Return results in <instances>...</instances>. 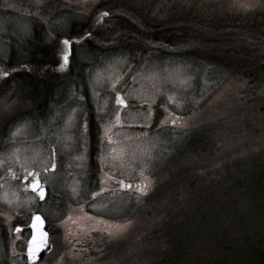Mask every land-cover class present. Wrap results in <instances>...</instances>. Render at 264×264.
<instances>
[{"label": "rangeland", "instance_id": "rangeland-1", "mask_svg": "<svg viewBox=\"0 0 264 264\" xmlns=\"http://www.w3.org/2000/svg\"><path fill=\"white\" fill-rule=\"evenodd\" d=\"M107 1L167 18L175 15V8L188 4L187 0H0L2 58L8 59L13 39L25 47L37 29L56 52L59 66L63 65L58 72L85 74L79 87L71 80L57 85L62 90L56 92L51 113L48 111L46 116L44 112L40 117L35 105L23 106L26 100L22 98L28 90L22 82L12 92V102L7 97L0 100V123L4 126L0 141V264H29L26 235L14 231L12 222L27 220L37 208V199L24 191L18 181L21 176L33 172L50 190L48 202L40 210L49 224L55 254L41 264H92L96 253L118 244L121 247L117 256H123L118 264H127L131 244L136 240L129 233L143 218L140 210L148 208L146 200L155 198V174L163 179L160 173L169 174L166 170L171 169L175 177L171 161L188 148L184 143L199 139L211 146L229 137L250 138L244 133L242 119L257 111L264 89L254 92L226 68L160 50L132 58L124 51L77 49L80 43L88 42L86 34L96 24L82 27L87 32L70 40V46L65 45L64 36L73 24L104 20ZM200 2L204 8L201 12L209 20L224 21L227 26L241 23V16L248 20L251 14L250 18L264 15V0ZM98 5L103 11L97 10ZM110 29L104 24L97 31L100 35ZM66 52L67 64L63 59ZM118 93L128 103L122 114L125 124L109 134L111 112L118 109ZM168 97L173 100L170 102ZM24 110L26 115L9 120ZM88 110L96 111L99 125L94 145L85 123ZM236 121L239 129L233 135L229 125ZM55 156L58 168L52 170ZM122 182L134 186L123 189ZM161 183L160 192L175 190V180ZM144 185L147 188L143 193L137 190ZM159 210L149 207L150 228L159 221ZM111 258L112 254H106L108 262Z\"/></svg>", "mask_w": 264, "mask_h": 264}, {"label": "trees", "instance_id": "trees-1", "mask_svg": "<svg viewBox=\"0 0 264 264\" xmlns=\"http://www.w3.org/2000/svg\"><path fill=\"white\" fill-rule=\"evenodd\" d=\"M200 1L203 0H187L186 6L175 8V15L168 18L107 1L104 20L82 23L97 27L89 29L88 42L76 44L77 49L96 53L124 51L132 58L160 50L170 56L195 58L226 68L242 79L247 88L261 92L264 15L250 18L251 14L248 20L241 16V23L227 26L224 21L209 20L201 12L204 8ZM96 8L103 11L102 5ZM104 24L111 29L99 35L97 30ZM81 26L74 24L64 37L70 41L83 35L87 31ZM35 32L25 47L13 39L8 59L0 56V100L7 97L12 102V92L22 82L28 90L22 98L26 100L23 106L30 102L38 106L55 87L57 80L51 73L60 69L56 52L40 37V30ZM96 41L104 43L97 45ZM259 100L262 102L257 111L242 119L244 133L250 138L229 137L211 146L192 139L184 143L188 148L171 161L175 177L171 169L166 170L169 174L160 173L163 179L155 174V198L146 200L148 208L140 210L144 220L141 217L129 233L136 240L131 244L127 264H264V94ZM12 104L15 109V102ZM26 112H16L9 120L12 122ZM239 124L236 121L229 125L233 135ZM3 130L0 123V138ZM174 180L175 190L159 191L161 181ZM151 206L160 207L161 216L160 224L156 221L150 228L147 218L152 215ZM120 247L118 244L102 249L92 264H118L123 258L117 256ZM106 254H112L110 262Z\"/></svg>", "mask_w": 264, "mask_h": 264}, {"label": "flooded vegetation", "instance_id": "flooded-vegetation-1", "mask_svg": "<svg viewBox=\"0 0 264 264\" xmlns=\"http://www.w3.org/2000/svg\"><path fill=\"white\" fill-rule=\"evenodd\" d=\"M77 25H82L81 28L82 27H86V25L84 26L81 23L77 24ZM62 67H63V65L61 64L60 65V69H62ZM51 75H52V77H54L57 80V82H55V87L51 90L50 96L48 98H46L45 100H43V102H41V104L38 105V106H34V104L32 102H30V106L33 105L35 108H37V111H38L37 114L40 117H42V114H44V112H45V116L48 114V111H49V114L51 113L50 105L54 102V100H56V96H57L56 92H59V90H62L61 88H58L57 85H63V84L66 83L67 80H71L74 83V85H76V87H79V86H81V83L84 81V77H85V74L81 73V72H78V73L71 72V73L68 74V73H62L60 71L59 72L57 71V72L51 73ZM117 97L121 98V95L118 93ZM125 105L126 106L121 105L119 100L116 102V106L118 107V109L116 111H114V112H111L112 113L111 114V116H112V125L108 128L107 133L110 134L112 131L116 130L117 128H120L121 126H123L125 124L122 121V114L124 113V111L128 107V103L125 102ZM88 111L89 112L86 115L85 123H86V128H87V134L89 135V139L93 143V142H96L97 139L99 138L100 131H99V125L97 123V118H96V113H95L96 111H94V113H92L90 110H88ZM32 116L34 117L36 122H38V120L36 118L37 117L36 114L32 113ZM52 116H54V115L52 114ZM127 125L130 126L131 124L129 123ZM100 137H101V134H100ZM57 168H58V160H57V157L55 156V160L52 163V170H56ZM31 173L33 174V172H31ZM35 176H36L37 179H40L37 175H35ZM31 179H32V177L30 175L27 176V177L21 176L18 179V181L21 184V186H24V191L26 193L28 191L31 195H33L37 199V208L31 213L30 217L27 220H25L24 222H22L20 220H17V219H15L12 222V227L14 228V231L17 232L16 229L19 228L20 231H18V232H24L25 233V235H26L25 240L26 241L30 238V236L32 234V231H31L32 217L35 216L36 214L42 215L40 209L46 205V203L48 202V199L50 197V190L46 186V188H47V198L44 201H40L39 200V195L37 194V192H32V191L29 190V184H30ZM41 184H42V186H45L44 183L42 182V180H41ZM124 185H125V183L122 182L121 186L124 187ZM42 216H43V218H44V220L46 222V230L49 233V238H51L50 227H49V224L47 222V219L44 217V215H42ZM0 229H1V227H0ZM1 232L2 231L0 230V233ZM53 245H54V242H53Z\"/></svg>", "mask_w": 264, "mask_h": 264}, {"label": "snow or ice", "instance_id": "snow-or-ice-1", "mask_svg": "<svg viewBox=\"0 0 264 264\" xmlns=\"http://www.w3.org/2000/svg\"><path fill=\"white\" fill-rule=\"evenodd\" d=\"M105 15H107V13H105ZM64 44L67 46H70L68 40H65ZM63 59H64V63L67 64L68 62L67 52L65 53ZM4 75L6 76L7 73H5ZM117 99L119 100L121 105L126 106L122 98L117 97ZM168 99L170 102L173 100L172 97H168ZM12 134L15 135V133H12ZM29 175L32 177L29 186L31 187L32 191L37 192L40 199L43 200L44 195H45L44 188L40 185L39 180L36 178L34 174L29 173ZM128 187L130 188L131 186L129 185ZM146 188H147V185H144L143 188H138L137 190L143 193ZM73 191L75 192V189H73ZM32 221L33 223L31 224V227L36 228L37 232L35 235H33L32 239L28 242V256H29V259L33 261V264H35V261L39 258L38 254L47 247V239H46L47 233L38 228V226L42 227L43 225V220L40 216L32 217ZM16 230L20 231L19 228H17ZM121 230L123 229L121 228Z\"/></svg>", "mask_w": 264, "mask_h": 264}, {"label": "water", "instance_id": "water-1", "mask_svg": "<svg viewBox=\"0 0 264 264\" xmlns=\"http://www.w3.org/2000/svg\"><path fill=\"white\" fill-rule=\"evenodd\" d=\"M40 182V185H41V181H39ZM129 186V185H128ZM127 186V188H129ZM43 187V186H42ZM44 188V192H45V195H44V199L43 200H45V198H46V196H47V189L45 188V187H43ZM29 189L32 191V189H31V187L29 186ZM43 200H41L40 199V201H43ZM35 216H40L41 218H42V220H43V225H42V227H40V226H38V228L40 229V230H42V231H44V232H46L47 233V247L45 248V249H43L39 254H38V256H39V258L35 261V264H37V263H40L47 255H49L50 253H51V251H52V249H53V245H52V243L49 241V234H48V232L45 230V221H44V219H43V217L40 215V214H37V215H35ZM32 223H33V221H32ZM31 223V224H32ZM31 229H32V235H31V237H30V239H29V241L32 239V237H33V235H35L36 234V232H37V229L36 228H32L31 227ZM28 241V242H29ZM26 255H27V260H28V262L29 263H31V264H33V261L32 260H30L29 259V256H28V243H27V245H26Z\"/></svg>", "mask_w": 264, "mask_h": 264}]
</instances>
